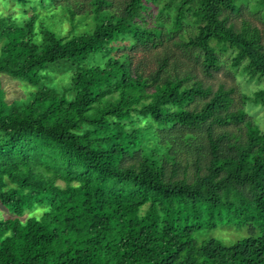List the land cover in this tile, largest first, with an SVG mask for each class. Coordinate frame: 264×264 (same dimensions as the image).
I'll use <instances>...</instances> for the list:
<instances>
[{
	"label": "trees",
	"instance_id": "obj_1",
	"mask_svg": "<svg viewBox=\"0 0 264 264\" xmlns=\"http://www.w3.org/2000/svg\"><path fill=\"white\" fill-rule=\"evenodd\" d=\"M15 1L25 21L0 17V74L32 91L10 101L0 82V264H264V133L202 78L232 52L264 79L262 31L226 15L248 0H169L155 16L159 0ZM245 100L264 108V89ZM222 227L252 234L196 239Z\"/></svg>",
	"mask_w": 264,
	"mask_h": 264
},
{
	"label": "rangeland",
	"instance_id": "obj_2",
	"mask_svg": "<svg viewBox=\"0 0 264 264\" xmlns=\"http://www.w3.org/2000/svg\"><path fill=\"white\" fill-rule=\"evenodd\" d=\"M64 1L65 0H60L58 5H62ZM113 1L115 9L119 8L125 2V0ZM260 1L261 0H248L247 3L242 7L240 14L233 15L228 12L226 13V15H229L231 17L230 22L235 24L237 27H240L243 21L246 20L250 24L258 27L264 35V8L259 5ZM168 2L169 0H159L158 7L153 9V16L157 14L159 7H163ZM31 6L32 5L29 4L27 8L30 9ZM37 12L41 15L43 14V17L45 19L46 15L49 16V14H46L48 12H46L45 10L38 9ZM23 14V8L17 5L15 0H0V17L13 20L14 22H16V20H19L20 22L18 23H23L25 21ZM174 15L175 10H171L168 12L167 16L164 17L163 22L168 28H172V19ZM59 21L60 18L55 16L53 20L46 19L45 23H47V25H57ZM186 27L187 28L181 34L183 37L187 38L190 34H194L196 32L197 27L193 21H190ZM62 29L67 33H69V31L71 30V24L68 23L66 19L63 20ZM1 46L2 42H0V49ZM167 46L169 47L171 53L173 52L178 58V60H180V63L182 65H195L193 57L189 56L180 48L175 46L174 43L170 42L167 44ZM153 53H155V51H153ZM232 57V52H228L221 55L222 69L218 71L212 79L205 78L202 75L200 76H202L203 80L207 85L213 86L215 89H217L221 85L225 86L228 89H233L235 99L234 108L244 109L247 112V120L252 122L253 125H256L258 129H260V131L264 133V108L259 105H256L252 101L245 100V96H252L253 93L264 89V79H250L247 75L243 74L241 68H233L231 64ZM71 74V68L66 64L54 66L49 71V75L53 79L52 83L57 84L58 86L68 83ZM0 82L1 85L5 88L7 98L10 101L16 99H25L32 91L28 84H26L24 81L12 78L11 76L6 74H0ZM241 128L245 130L244 125H242ZM224 130L229 131L232 134L241 133L240 129L237 127H230ZM224 130L220 129L218 130V132L222 133L224 132ZM1 209L0 218L6 217V214L11 215L9 210L4 209L3 207H1ZM36 213L38 212L36 211ZM251 234L252 233L250 231L245 229L238 230L233 227H222L215 231H203L200 234H197L196 239L199 241H204L206 239L215 238L223 240L226 243H234Z\"/></svg>",
	"mask_w": 264,
	"mask_h": 264
}]
</instances>
